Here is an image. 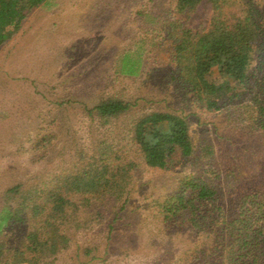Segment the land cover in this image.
Listing matches in <instances>:
<instances>
[{
	"label": "rangeland",
	"instance_id": "374dc122",
	"mask_svg": "<svg viewBox=\"0 0 264 264\" xmlns=\"http://www.w3.org/2000/svg\"><path fill=\"white\" fill-rule=\"evenodd\" d=\"M45 2L11 27L0 46V213L10 208L22 217L0 231V264H225L232 221L239 232L264 221V190L250 188L264 180V133L251 120L264 102L262 94L247 93L208 110L177 78L169 22L173 34L181 30L179 19L206 29L211 3L179 12L177 0ZM256 4L262 8L264 0ZM224 8L238 13L244 5L229 0ZM126 50L143 60L134 75L121 70ZM252 69L264 75V54ZM209 77L221 80L218 67ZM112 97L131 102V109L108 121L90 113ZM156 110L186 116L194 144L190 156L177 155L164 168L146 164L132 130ZM106 162L114 173L133 162L121 197L101 194L103 186L67 193L75 219L57 225L68 242L58 237L57 249L33 252L30 236L44 238L49 194L60 176L101 171ZM191 179L220 192L206 228L190 225L182 210L183 218L166 217L168 203ZM206 208L212 205L200 207ZM23 258L34 262H18Z\"/></svg>",
	"mask_w": 264,
	"mask_h": 264
},
{
	"label": "trees",
	"instance_id": "16d2710c",
	"mask_svg": "<svg viewBox=\"0 0 264 264\" xmlns=\"http://www.w3.org/2000/svg\"><path fill=\"white\" fill-rule=\"evenodd\" d=\"M45 1L0 0V46L10 37L11 27L22 24L28 13L35 7L44 5ZM202 1L204 0H177L176 9L179 12H187L195 9ZM206 1L211 3L213 9L208 28L183 26L185 22L179 19L177 21L181 30L173 34L174 19L169 22L170 30L168 29L167 35L172 38L171 61L174 62L177 78L208 110L220 109L234 97L247 93L262 94L261 101L264 102V75L258 77L252 69L255 58L264 54V7L257 5L256 0H240L244 8L235 13L227 12L224 8L229 0ZM142 63L141 58L134 59L130 51L126 50L123 54L121 70L126 74L134 75L138 73ZM215 66L219 69L220 81L209 77L210 71ZM131 107V102L112 97L101 100L89 111L108 121L126 113ZM251 120L254 121L255 127L262 128L264 133V104L260 106V113L255 112ZM132 130L144 160L150 167L164 168L173 162L177 155L187 157L194 152L189 120L176 112L156 110L145 113L134 123ZM107 162L101 171L97 168L60 176V184L49 194L51 206L42 226L44 238L38 237L39 232L30 236L32 244L29 248L33 252L40 251L38 246H41V249L45 247L48 250H55L60 245L58 237L67 239L57 225L59 220L65 222L75 217L69 212L68 207L73 204L66 196L67 193L73 191L90 193L95 188L99 189L103 186L105 189L101 190V194H115L116 200L121 197V192L128 183L127 167L133 162L120 165L118 172L115 173L112 172L111 164ZM94 167L96 168V164ZM259 168L264 170V166ZM120 170L122 175H119ZM263 183L262 179L251 181L250 188L257 191L264 190ZM185 185L174 197L176 200L173 199L168 203L166 217L178 219L183 213L191 221L190 225L194 223L201 228L210 226V222L207 221L208 214L216 212L214 200L219 198L220 192L216 187L198 182L197 179L188 180ZM257 191L254 192L259 193ZM204 203L212 205V208L200 209ZM247 205L243 204V209L251 211L245 208ZM181 210L179 215L178 211ZM258 211L260 215L261 210ZM14 217L22 218L10 208L1 212L0 231ZM235 221L237 222V219ZM235 221L231 223L234 225L231 233L226 234L228 244L224 247H228V250L225 264H264V221H257L256 227L253 225V230L245 224L240 228V232L241 225H236ZM219 230L223 229H217ZM38 238L41 240L37 241ZM66 241L68 242V239ZM65 246L66 244L62 247ZM215 248L213 247L214 251ZM217 250L220 251L218 257L225 255L222 249ZM32 261L34 262V258L18 260V262L33 263ZM212 264H219L218 260L213 261Z\"/></svg>",
	"mask_w": 264,
	"mask_h": 264
}]
</instances>
